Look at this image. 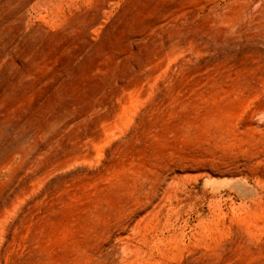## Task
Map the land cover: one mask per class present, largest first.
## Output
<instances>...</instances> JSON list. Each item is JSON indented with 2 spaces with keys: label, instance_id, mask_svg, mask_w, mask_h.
Listing matches in <instances>:
<instances>
[{
  "label": "rangeland",
  "instance_id": "obj_1",
  "mask_svg": "<svg viewBox=\"0 0 264 264\" xmlns=\"http://www.w3.org/2000/svg\"><path fill=\"white\" fill-rule=\"evenodd\" d=\"M0 264H264V0H0Z\"/></svg>",
  "mask_w": 264,
  "mask_h": 264
}]
</instances>
